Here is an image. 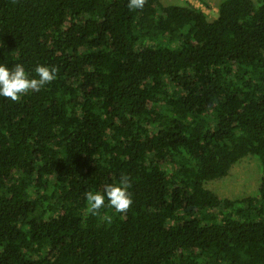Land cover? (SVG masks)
Returning <instances> with one entry per match:
<instances>
[{"label":"trees","instance_id":"16d2710c","mask_svg":"<svg viewBox=\"0 0 264 264\" xmlns=\"http://www.w3.org/2000/svg\"><path fill=\"white\" fill-rule=\"evenodd\" d=\"M0 64L55 70L0 97V264H264V0H0ZM249 155L257 194L206 186Z\"/></svg>","mask_w":264,"mask_h":264},{"label":"clouds","instance_id":"9594fccd","mask_svg":"<svg viewBox=\"0 0 264 264\" xmlns=\"http://www.w3.org/2000/svg\"><path fill=\"white\" fill-rule=\"evenodd\" d=\"M145 0H128L129 9H142ZM55 79V70L45 65L35 68V77L26 72L22 64H16L13 68L0 64V97L17 101L29 91L39 92L44 86ZM129 181L122 179L120 184H108L104 193L89 191L86 195L88 210L96 213L108 204L117 213L126 212L132 205V199L127 191Z\"/></svg>","mask_w":264,"mask_h":264},{"label":"rangeland","instance_id":"374dc122","mask_svg":"<svg viewBox=\"0 0 264 264\" xmlns=\"http://www.w3.org/2000/svg\"><path fill=\"white\" fill-rule=\"evenodd\" d=\"M161 1L167 5L184 4L186 1H189L202 7L206 13H208L209 17H216L217 3L219 2V0H202L205 4L204 6L200 0ZM261 178L262 172L258 160L254 156L249 155L237 162L227 176L219 180L209 181L206 186L221 197H228L232 199L242 198L258 193Z\"/></svg>","mask_w":264,"mask_h":264}]
</instances>
